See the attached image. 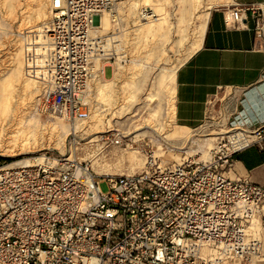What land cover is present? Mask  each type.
<instances>
[{
	"label": "built area",
	"instance_id": "obj_1",
	"mask_svg": "<svg viewBox=\"0 0 264 264\" xmlns=\"http://www.w3.org/2000/svg\"><path fill=\"white\" fill-rule=\"evenodd\" d=\"M129 1L49 0L48 19L25 30L24 74L38 86L40 113L72 122L89 117L82 97L90 81L128 62L118 10ZM247 10L261 50L264 3L233 9L230 23H240ZM103 14L112 27L93 35ZM140 19L156 15L143 8ZM220 118L225 112L207 161L169 160L162 146L159 154L145 152L142 173L97 176L77 160L81 139L71 132L67 156L0 164V264H255L262 243L248 227L264 205V188L227 173L236 153L264 141V123L249 129ZM108 134L89 145L128 143L124 134ZM25 159L31 162L21 164Z\"/></svg>",
	"mask_w": 264,
	"mask_h": 264
},
{
	"label": "rangeland",
	"instance_id": "obj_2",
	"mask_svg": "<svg viewBox=\"0 0 264 264\" xmlns=\"http://www.w3.org/2000/svg\"><path fill=\"white\" fill-rule=\"evenodd\" d=\"M195 1L131 0L122 4L119 36L128 62L113 66L112 75L106 69V77L91 83L85 98L90 117L85 122H72L67 117L40 113L38 86L24 74V32L48 19L49 0H0V164L43 153L67 156L68 135L74 128L81 139L77 160L87 162L92 171L103 175L140 173L145 152L150 149L159 154L162 146L170 149L169 160L180 162L192 156L196 161H205V155L213 147L218 131L216 123L224 112L226 98L212 102L208 119L201 127L182 129L173 120L174 73L199 45L204 11L219 3L201 0L195 5ZM143 8L150 9L157 19L146 22L138 18ZM104 17L108 25L103 26L102 21L103 30L97 28V18L93 35H106L111 29L109 16ZM107 80L112 83L108 85ZM98 87L110 89L109 97L101 100L96 96ZM100 103L103 110H108L98 115L96 108ZM107 131L108 136L124 134L128 143L108 147H100V143L89 145L92 142L88 141ZM175 132H180L182 138L172 137ZM97 180L100 190L107 192V182ZM263 208L264 205L248 229L262 243V256L255 264H264Z\"/></svg>",
	"mask_w": 264,
	"mask_h": 264
},
{
	"label": "crops",
	"instance_id": "obj_3",
	"mask_svg": "<svg viewBox=\"0 0 264 264\" xmlns=\"http://www.w3.org/2000/svg\"><path fill=\"white\" fill-rule=\"evenodd\" d=\"M218 2L204 11L199 45L173 76V120L179 128L200 127L220 97L227 100L228 124L251 129L264 123V47L258 49L262 42L250 11H243L237 25L230 23L233 9L264 0ZM229 176L264 188V141L236 153Z\"/></svg>",
	"mask_w": 264,
	"mask_h": 264
},
{
	"label": "bare ground",
	"instance_id": "obj_4",
	"mask_svg": "<svg viewBox=\"0 0 264 264\" xmlns=\"http://www.w3.org/2000/svg\"><path fill=\"white\" fill-rule=\"evenodd\" d=\"M147 2H149V0H146ZM200 1L201 0H196L195 1V5L198 3V5L200 4ZM133 6V5H132ZM136 6L134 5V8H135ZM121 9H122V7L121 8H119V10L118 11H120L121 12ZM104 15L105 14H103L102 16H101V19H100V26H97V28H102V30H103V27H102V21H103V26H107L108 25V21H107V19L104 17ZM154 15H156L155 13H154ZM119 17H121V15L119 14ZM138 18H140V12L138 13V16H137ZM109 19H110V17H109ZM156 19H157V15H156ZM156 19H149V20H156ZM122 20V19H121ZM149 20H147L146 22H148ZM123 22V21H122ZM93 29H95V27L92 25V30ZM92 34H95V33H93V31H92ZM121 47V46H120ZM115 65H120L119 63H117V64H115ZM115 65H113V66H115ZM112 73H113V71H112ZM106 77L105 75H103V74H101L99 77H96L95 79H93L92 81H90V83L88 84V86H87V92H86V94H85V96H83L82 97V99H83V102L84 103H87L86 102V100H85V98H86V96H87V93H88V91H89V89H90V85H91V83L92 82H94L95 80H97L98 78L99 79H101L102 77ZM107 83H108V85L110 84V83H112V81L111 80H107L106 81ZM108 88V87H107ZM96 93V96H98V97H100V99L102 100H105L104 98H108L109 97V95H110V89H106V88H103V87H98L97 89H96V91H95ZM88 104V103H87ZM104 107V105L102 104V103H100V104H98V106H97V108H96V112L98 113V115H99V113H101L102 111H107L108 109H105V110H103L102 108ZM60 117H65V116H60ZM89 117H90V115H89ZM89 117L87 118V119H85V120H80V121H77V120H75V121H73V122H85V121H87L88 119H89ZM68 119V118H67ZM98 122H101L102 123V119H98ZM78 126V125H77ZM183 129V128H182ZM77 130H76V128H74L73 129V132H76ZM182 134L180 133V132H175V133H173L172 134V137H174V138H182ZM117 139H119V136H117ZM98 141V139H92L90 142L88 141V143H96L97 141ZM216 140V139H215ZM187 142V141H186ZM185 144V143H184ZM183 144V145H184ZM182 149V148H181ZM209 154H210V151H209ZM204 156V155H203ZM204 158H206V160L205 161H207L208 159H209V155L207 154V155H205V157ZM31 162V160L30 159H25V160H23L22 162H21V164H26V165H28L29 163ZM80 162V161H79ZM13 165H17V163H15V164H13ZM91 168V167H90ZM145 169H146V158H145V163H144V169H143V171H141L140 173H142V172H144L145 171ZM91 170H92V168H91ZM95 175H97V176H102L103 174H101V173H98V172H96L95 170L94 171H92ZM231 173V170L227 173L228 174V176H229V174ZM133 174H138V173H133ZM133 174H126V176H128V175H133ZM106 176V175H105ZM109 176H112V175H109ZM119 176H125L124 174L123 175H119ZM248 229H249V227H248ZM211 250L209 251V250H207V249H204V251H203V254L204 255H211Z\"/></svg>",
	"mask_w": 264,
	"mask_h": 264
}]
</instances>
